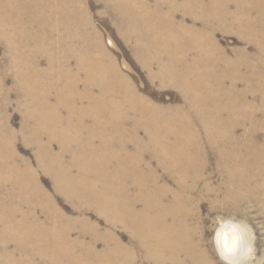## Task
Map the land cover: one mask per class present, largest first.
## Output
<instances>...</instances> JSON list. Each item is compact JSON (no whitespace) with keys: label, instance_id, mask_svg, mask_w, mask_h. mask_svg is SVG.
I'll return each mask as SVG.
<instances>
[{"label":"bare ground","instance_id":"6f19581e","mask_svg":"<svg viewBox=\"0 0 264 264\" xmlns=\"http://www.w3.org/2000/svg\"><path fill=\"white\" fill-rule=\"evenodd\" d=\"M152 1L97 0L149 78L182 94L181 106L164 109L138 94L103 45L86 1L0 0L8 58L0 68V103L10 75L24 111L21 132L41 170L76 209L94 210L130 239L124 245L110 231L66 217L15 153L16 135L0 110L5 264H37L36 257L47 264H215L201 238L198 203L211 199L208 211L233 216L243 214L242 202L264 209V136L257 135L264 125L247 101L260 98L264 115V35L257 27L264 17L253 5L261 0ZM179 13L202 27L178 21ZM217 30L235 31L257 52L229 55L215 40ZM238 82L253 89L239 91ZM249 122L252 129L238 134ZM75 230L79 239L71 238ZM86 236L91 243L81 241ZM214 239L231 264H245L239 224L222 223ZM10 242L20 260L10 258Z\"/></svg>","mask_w":264,"mask_h":264},{"label":"rangeland","instance_id":"374dc122","mask_svg":"<svg viewBox=\"0 0 264 264\" xmlns=\"http://www.w3.org/2000/svg\"><path fill=\"white\" fill-rule=\"evenodd\" d=\"M84 1L87 2L92 17V25L101 35L103 45L105 46L106 50L109 51L110 54L117 60L120 66L121 73L124 74L132 82L138 94L148 99L155 105L160 106L164 109H166L165 107L167 106H181L183 104V97L177 89L171 87H162L160 86L158 81H152L149 78L148 72L136 59L133 44L125 40L124 36L122 35V27H119L116 24L115 20L112 19V15L106 11L105 6L97 2V0ZM222 1L223 3L232 2L231 0ZM148 2L149 4H153L152 0H148ZM261 2L262 0L260 2H255L253 5L257 6L256 8H259V10L261 9V14H259L261 15V17H264V0L262 3ZM247 3L249 2L247 1ZM231 10H234L232 6ZM253 17H255V14L253 15ZM181 18L184 19L185 23L189 26L195 24L197 26L196 28L202 27L200 23L193 22L191 18L184 16L182 13L177 14L176 19L180 21L182 20ZM257 27L259 28V31L262 32L264 35V24L258 23ZM214 33L215 40L217 41L220 48L228 52L229 55L233 54L235 52V49L238 51L246 52V54L248 55H253L255 52H257V47L255 44H252L251 42L239 37L237 33H235V31L217 30ZM234 58L235 55L231 57V59ZM7 64L8 58L5 56V48L4 45L0 42V68H5ZM245 83L238 82L237 90L249 92L253 89L250 85H247ZM12 85L13 78L10 75L6 76L5 87L8 90V97L3 103H0V110H3L4 116L8 119V124L10 128L16 135L14 139L15 153L21 159L26 160L30 164L29 167L31 166L30 169H32L36 174L43 190L54 200L56 207L66 217L72 220L78 219L76 221L79 222H81V219L86 222L88 221V224H94L95 226H98V230L100 232L110 231L117 238H119L124 245H129V235L122 227L111 226L104 218V216H100L94 210L88 209L85 212H81L76 209L73 202L55 188L51 176L47 172L41 170L38 165L36 155L37 151L30 143H28L26 139V137H28L29 135L21 132V123L23 118L22 113H24V111L20 108L17 101L18 95L16 91L18 92V90L15 91V88L13 89ZM226 86H229L228 82L226 83ZM247 101L249 104L252 101V109H254L257 114L255 121H261L264 125V115L262 112H259L261 110L260 98H258L257 96H249ZM209 105L212 106L213 104L210 103ZM252 127L253 126L250 122L248 124L246 123L244 129L242 128L238 130V134L243 135L246 129L249 128L248 131H250ZM257 135L264 136V133L259 131L257 132ZM140 136H143L142 132H140ZM54 152H58V147L56 143L54 144ZM149 156L150 155H148L146 159H149ZM152 166H156L155 161L152 162ZM211 168H213V165L209 166V169ZM155 172L158 176L162 175V169L159 167L155 169ZM222 194L223 193L220 192L218 196L221 198ZM11 204H14V202H12ZM210 206L211 199H209V201L201 200L198 203V207H200L201 212V221L199 223V226L201 238L204 241V245L208 249L210 248V251H212V259H214V263H233V261L226 259L220 254V252L216 248L214 241L217 229L222 223L229 221L239 224L243 229L244 237L247 244L246 252L243 256L244 263L264 264V209L260 206L258 207L253 204H248L247 202H242L239 205V210L243 214L241 216H233L231 213L226 214L214 211L210 212L208 211V208ZM22 209L24 212L31 211V209L28 207H23ZM79 235L77 230H75L72 233L71 238L79 239ZM81 239V241H83L85 244H89L92 241V238L90 236H86ZM96 248L97 250L102 251L104 249L103 243L98 242ZM14 250H16L15 245L13 242H10L8 244V251L12 253V257L10 258L15 261L20 260L23 253L19 250ZM1 251L2 250H0V264H5L4 262H6L7 258H5V256L1 254ZM34 262L37 264H47L38 257H36Z\"/></svg>","mask_w":264,"mask_h":264},{"label":"clouds","instance_id":"9594fccd","mask_svg":"<svg viewBox=\"0 0 264 264\" xmlns=\"http://www.w3.org/2000/svg\"><path fill=\"white\" fill-rule=\"evenodd\" d=\"M235 243V240H233V244ZM232 250V248L231 247H229L226 251H231Z\"/></svg>","mask_w":264,"mask_h":264}]
</instances>
